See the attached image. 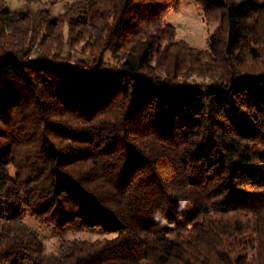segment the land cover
<instances>
[{"label": "trees", "instance_id": "obj_1", "mask_svg": "<svg viewBox=\"0 0 264 264\" xmlns=\"http://www.w3.org/2000/svg\"><path fill=\"white\" fill-rule=\"evenodd\" d=\"M192 1L0 2V264H264V0Z\"/></svg>", "mask_w": 264, "mask_h": 264}, {"label": "rangeland", "instance_id": "obj_2", "mask_svg": "<svg viewBox=\"0 0 264 264\" xmlns=\"http://www.w3.org/2000/svg\"><path fill=\"white\" fill-rule=\"evenodd\" d=\"M77 0H0L4 5H8L11 9H27L37 11L39 9L48 8L53 14H59L71 2ZM166 21L177 28L180 37L189 41L193 46L204 48L208 39L211 37L217 27V22L207 23L202 19L200 11L195 7L192 0H182L181 6L177 10H170L166 16ZM26 222L37 230L45 249L48 253L54 252L57 248L58 239L48 230L40 227L35 221L29 217ZM102 235L98 233L87 234L83 238L97 239ZM71 238V237H70Z\"/></svg>", "mask_w": 264, "mask_h": 264}]
</instances>
